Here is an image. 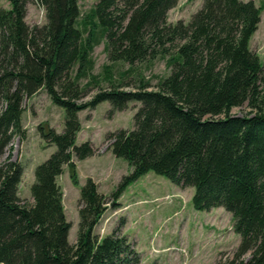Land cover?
Masks as SVG:
<instances>
[{
	"label": "trees",
	"instance_id": "obj_1",
	"mask_svg": "<svg viewBox=\"0 0 264 264\" xmlns=\"http://www.w3.org/2000/svg\"><path fill=\"white\" fill-rule=\"evenodd\" d=\"M7 1L10 9L0 7V264H141L123 235L126 219L105 237L94 231L107 210L120 208L123 192L151 171L182 189L193 187L196 210L222 207L232 214L241 242L229 264H264V66L249 47L261 9L253 1L202 0L188 23L173 24L169 13L179 0H97L81 21L79 0ZM32 2L45 10L41 26L26 21ZM101 43L106 80L118 62L166 59L171 73L156 89L141 81L126 90L110 81V88L78 103L85 94L79 82L93 71ZM41 90L65 109V127L57 133L39 126L57 150L35 170L32 203L22 204L24 168L13 160L12 143L25 139L24 104ZM105 101L112 113L141 103L134 129L107 138L134 170L111 197L87 180L71 244L58 178L67 165L78 184L75 159L95 153L91 141L76 145L78 113ZM244 106L248 114H231Z\"/></svg>",
	"mask_w": 264,
	"mask_h": 264
},
{
	"label": "rangeland",
	"instance_id": "obj_2",
	"mask_svg": "<svg viewBox=\"0 0 264 264\" xmlns=\"http://www.w3.org/2000/svg\"><path fill=\"white\" fill-rule=\"evenodd\" d=\"M242 1H253L261 9V23L252 36L249 47L257 53L264 66V0ZM96 3L97 0H79V21ZM200 4L201 0L198 3L197 0H182L180 8L172 13V20L181 18L188 23L199 10ZM0 7L10 9V4L7 0H0ZM26 21L30 26L43 25L46 22L44 8L36 2L30 3ZM92 57L95 66L90 76L79 82L85 94L78 103L90 100L100 89L110 88L111 82L126 86V90H134L144 81L151 89H156L159 81L171 73L166 59L134 66L118 62L113 68L111 80H106L104 66L109 64V60L105 43L94 49ZM93 76L97 78L98 84L90 85L89 81ZM24 106L22 124L26 137L24 140L14 138L12 157L24 168L19 197L22 204H29L32 203L31 187L35 182L36 168L57 150L56 145L49 144L41 136L39 126L43 124L62 133L66 111L55 104L45 90L26 100ZM140 107L141 103L134 101L124 111L112 113L111 103L105 101L93 110L78 113L81 130L77 135L76 145L91 141L95 153L84 160L75 159L77 185L73 183L71 170L67 165L63 166V172L58 178L63 191L66 218L71 224L68 237L71 244L77 240L80 191L87 180L92 179L96 183L100 194L111 197L122 178L133 172L134 168L125 159L113 154L112 142L107 141V138L110 133L118 130H133L134 116ZM249 111L244 106L233 109L231 114L243 116ZM194 193L193 187L182 189L168 178L151 171L123 192L118 199L120 208L107 210L94 233L100 238L105 237L124 218L126 225L123 235L135 245L141 256V264H229L241 242V236L233 229L232 214L222 207L210 211L196 210L193 205ZM249 257L250 254H247L245 259Z\"/></svg>",
	"mask_w": 264,
	"mask_h": 264
},
{
	"label": "crops",
	"instance_id": "obj_3",
	"mask_svg": "<svg viewBox=\"0 0 264 264\" xmlns=\"http://www.w3.org/2000/svg\"><path fill=\"white\" fill-rule=\"evenodd\" d=\"M181 2H182V0H179V3H178V5H177V7H175L173 10L170 11V13H169V22H170V23H176V21H178V20H182L181 18H178V19L176 18V20H172V18H171L172 13H174L176 9H179V8H180V6H181ZM198 2H199V0H197V3H198ZM201 6H202V0H201L200 8H201ZM200 8H199V9H200Z\"/></svg>",
	"mask_w": 264,
	"mask_h": 264
}]
</instances>
